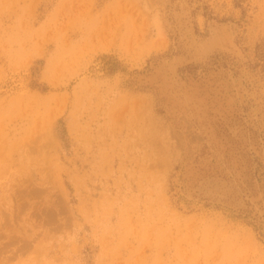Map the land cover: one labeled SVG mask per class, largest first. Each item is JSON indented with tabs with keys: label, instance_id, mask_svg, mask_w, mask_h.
Segmentation results:
<instances>
[{
	"label": "rangeland",
	"instance_id": "obj_1",
	"mask_svg": "<svg viewBox=\"0 0 264 264\" xmlns=\"http://www.w3.org/2000/svg\"><path fill=\"white\" fill-rule=\"evenodd\" d=\"M0 264H264V0H0Z\"/></svg>",
	"mask_w": 264,
	"mask_h": 264
}]
</instances>
